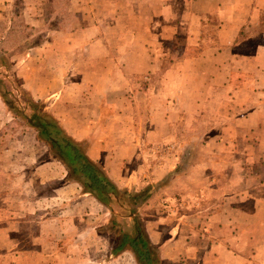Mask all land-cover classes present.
I'll return each instance as SVG.
<instances>
[{"label":"crops","instance_id":"1","mask_svg":"<svg viewBox=\"0 0 264 264\" xmlns=\"http://www.w3.org/2000/svg\"><path fill=\"white\" fill-rule=\"evenodd\" d=\"M65 6L74 26L25 47L24 82L119 188L174 178L160 264H264V0Z\"/></svg>","mask_w":264,"mask_h":264},{"label":"rangeland","instance_id":"2","mask_svg":"<svg viewBox=\"0 0 264 264\" xmlns=\"http://www.w3.org/2000/svg\"><path fill=\"white\" fill-rule=\"evenodd\" d=\"M18 2H13L0 21L21 28L22 48L18 45L5 55L6 69L0 68V76L11 97L18 99L13 102L15 109L22 108L23 96L27 95L48 112L49 101L35 99L32 79L29 85L23 79L30 70H23L19 64L27 46L44 43L54 29H71L76 17L67 13L66 0H44L43 4L40 0L38 5L35 3L39 0H33L27 2L28 10ZM3 106L0 105V264H137L128 249L115 255L112 250L121 232L133 233L135 223L151 244L148 237L152 231L162 228V222L173 221L170 210L181 200L179 192L167 190L174 178L168 176L148 185L135 183L132 190L116 185L131 194L144 192L146 199L130 210L119 205V198L103 206L84 194L67 177L65 167L53 158L48 147L37 139L34 130L20 117L5 112ZM25 106L26 114H31L30 106ZM149 122L147 111H141L137 124L142 136ZM155 244L151 246L158 255L161 248Z\"/></svg>","mask_w":264,"mask_h":264},{"label":"trees","instance_id":"3","mask_svg":"<svg viewBox=\"0 0 264 264\" xmlns=\"http://www.w3.org/2000/svg\"><path fill=\"white\" fill-rule=\"evenodd\" d=\"M20 29L9 27L3 21L0 22V68L6 69L4 57L8 54V49L20 46L19 40L24 37L23 31ZM0 99L7 113L20 117L24 120L25 125L34 130L37 139L48 147L53 158L65 167L67 177L78 184L84 194L93 197L103 206H108L112 199L119 198V205L129 208V210L146 199L143 198L144 192L131 194L128 191H120L104 169L87 155L89 142H79L71 138L61 124L50 113L42 109L39 102H35L25 95L22 108L18 106L15 109L13 102L15 100L16 103L18 99L11 97L1 76ZM9 101L10 103H8ZM26 104L30 106L31 114L29 115L25 112ZM126 249L132 253L137 264H160L157 252L137 223H135L133 233L121 232L112 254H118Z\"/></svg>","mask_w":264,"mask_h":264}]
</instances>
